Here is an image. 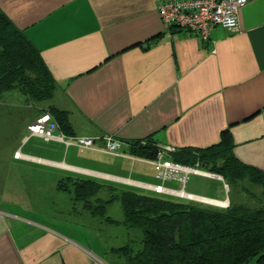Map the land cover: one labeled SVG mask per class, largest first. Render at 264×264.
<instances>
[{"label":"crops","instance_id":"crops-1","mask_svg":"<svg viewBox=\"0 0 264 264\" xmlns=\"http://www.w3.org/2000/svg\"><path fill=\"white\" fill-rule=\"evenodd\" d=\"M158 1L0 0V11L34 45L55 82L38 111L17 108L18 123L27 130L53 107L65 115L68 132L50 115L65 137L95 140L87 149L21 133L18 157L0 154V264H124L89 245L97 240L87 231L99 237L108 223L71 189L60 190L61 181L99 187L93 205L106 191L104 200L131 192L229 206L236 203L222 176L172 159L176 151L221 143L239 163L264 173V0H247L237 32L216 27L205 41L166 31ZM109 137L121 144L116 155L103 151ZM147 139L159 148L154 160L130 153V142ZM16 174L21 186L29 177L35 188L25 201L20 196L32 186L23 183L20 195L7 188ZM44 186L78 206L66 213L50 199L42 204ZM114 202L105 217L120 225L107 216Z\"/></svg>","mask_w":264,"mask_h":264},{"label":"trees","instance_id":"trees-1","mask_svg":"<svg viewBox=\"0 0 264 264\" xmlns=\"http://www.w3.org/2000/svg\"><path fill=\"white\" fill-rule=\"evenodd\" d=\"M54 90L55 82L37 49L0 11V103L17 104L16 95L21 105L35 106L38 111L42 107L39 104L51 99ZM10 93L16 94L6 101L4 95ZM44 111L56 119L60 130L68 132L63 113L53 107ZM8 112L12 115V110ZM129 146L130 153L148 159H156L159 153L149 139L130 142ZM172 159L179 165H207L209 172L222 176L229 188H259L258 205L231 204L214 209L131 192H111L107 200L97 199L93 205L91 198L99 187L69 181L58 186L60 190L71 189L86 210L105 223L118 225L106 218L105 212L111 202L120 203L122 225L142 236L137 250L130 243L111 250L124 264H249L253 260L264 264V173L239 163L227 143L207 151H176Z\"/></svg>","mask_w":264,"mask_h":264},{"label":"rangeland","instance_id":"rangeland-1","mask_svg":"<svg viewBox=\"0 0 264 264\" xmlns=\"http://www.w3.org/2000/svg\"><path fill=\"white\" fill-rule=\"evenodd\" d=\"M13 94H16V93L5 94L4 98L6 99V101L13 100L11 98ZM14 98H16V100H14V102L17 104H14L12 101L7 102V103H4V102L0 103V154L1 155H9L10 153L15 155L16 152H14V147H15L14 144L20 138L21 133H23L22 135H24V134L29 135L28 130H26V128H25V130H23V127L21 126V124L23 122L18 123L19 119L17 117L18 116L17 114L19 112H18L17 107H20L19 105H21V101L19 98L16 97V95L14 96ZM46 104H48V101L42 102L39 105L45 106ZM29 107L32 108L31 113L33 112L34 109H36L35 106L30 105ZM9 110H12V113H11L12 115H9V113H10V112H8ZM35 111H37V109ZM23 125H25V124H23ZM6 171L8 172L9 169H7ZM13 177H16V178L13 180H9L7 182V188L11 189L13 192H15L18 195L22 194L21 189H23V183L27 184L26 189L30 188L29 186H32L29 183V181H30L29 177H27V179L22 181V186L19 184V182H20L19 176L16 174ZM32 188H33V186H32ZM44 188H45V190L40 188V191L42 193L40 195V197H41L40 201L42 204L44 202L45 205H48V201L50 199V200H52V202L55 203V205H57L58 207L60 206L61 209L64 208L63 210L66 213L68 211V207H70V208L74 207L75 208L78 206L73 201H72V204L70 203V201H69L70 196L68 197L67 194L59 193L57 191H54V192L46 191L48 186H44ZM244 188H248V189L244 190ZM34 191H35V188H33V189L30 188L27 191H24V194H22V196H20V199L22 197L23 198L22 201L27 200L24 198H26L27 196L31 197V194H33V196H34ZM223 191H224V193L226 192L225 188H223ZM48 192H49V194H47ZM102 193H103L102 198L106 199L108 196L106 191H102ZM257 193H259V188H256L253 186L249 187L247 185H244V187L238 185L236 188H233V187L230 188L229 197L231 199V202H234L236 204H245L247 206L254 207V206L258 205ZM183 202H185V201H183ZM186 203L194 204V205H198V206L206 207V208H214V209L215 208L225 209L228 207L227 205L219 206V205L206 203V202L199 203V202H190V201L188 202L187 201ZM107 216H111L113 219L120 221V222L123 221V213H122L121 207H120L118 202H114L112 204V207L108 208ZM110 225L111 224L108 223L107 225H103L102 227L99 228L101 230L99 237L94 236L87 231V236H90V237L95 238L97 240L96 243H92L93 241H88L89 245L94 249H98V248L103 249L105 260L108 261L111 259L118 258L114 254L110 253L112 249H117V248L125 246L129 243L131 244V246L133 247L134 250H137L140 247V240H141L142 236H141V233L139 231L130 230V233L128 234L126 228L122 224L117 225V226H112V225L110 226ZM79 239H81V237H79ZM118 259H120V258H118ZM120 260H122V259H120ZM249 264H255V260L251 261Z\"/></svg>","mask_w":264,"mask_h":264},{"label":"built area","instance_id":"built-area-1","mask_svg":"<svg viewBox=\"0 0 264 264\" xmlns=\"http://www.w3.org/2000/svg\"><path fill=\"white\" fill-rule=\"evenodd\" d=\"M246 3L247 0H159L156 12L166 31L184 30L205 41L209 38L211 30L216 27L232 33L237 32L239 13ZM27 130L30 135L45 141L55 140L87 149H93L95 146V140L90 138L65 137L48 113L37 117ZM120 145V142L106 138L103 151L116 155ZM14 156L18 157L19 152ZM152 191L157 194L164 193L162 187H153Z\"/></svg>","mask_w":264,"mask_h":264},{"label":"bare ground","instance_id":"bare-ground-1","mask_svg":"<svg viewBox=\"0 0 264 264\" xmlns=\"http://www.w3.org/2000/svg\"><path fill=\"white\" fill-rule=\"evenodd\" d=\"M190 198H192V197H190ZM198 200L203 201V202H206V203L216 204V205H219V206H225V205H227L226 203H222V202H215V201L203 200V199H198Z\"/></svg>","mask_w":264,"mask_h":264},{"label":"clouds","instance_id":"clouds-1","mask_svg":"<svg viewBox=\"0 0 264 264\" xmlns=\"http://www.w3.org/2000/svg\"><path fill=\"white\" fill-rule=\"evenodd\" d=\"M50 115V114H49Z\"/></svg>","mask_w":264,"mask_h":264}]
</instances>
